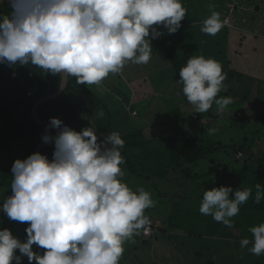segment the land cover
Returning <instances> with one entry per match:
<instances>
[{
  "label": "clouds",
  "instance_id": "9594fccd",
  "mask_svg": "<svg viewBox=\"0 0 264 264\" xmlns=\"http://www.w3.org/2000/svg\"><path fill=\"white\" fill-rule=\"evenodd\" d=\"M10 11L0 14V64L33 66L60 78L59 87L75 78L79 85H100L129 63L146 65L152 58V39L181 28L187 9L182 0H8ZM213 9V5H209ZM224 27L215 10L201 31L216 35ZM151 35V39H149ZM182 93L196 113L213 104L223 113L233 101L219 97L226 90L219 61L191 56L179 71ZM98 116H103L100 112ZM52 129L56 130L51 135ZM218 129L209 128L214 135ZM54 144L52 159L36 152L15 160L12 195L0 212L27 223L22 242L8 229L0 230V264H120L127 242L146 233L151 223L146 210L154 208L152 193L135 191L123 180L125 141L118 131L101 139L89 126L77 132L50 118L42 135ZM234 193V194H233ZM250 198L264 200V184L233 190L204 191L199 212L228 228ZM253 239L240 241L255 255H264V223L251 227ZM142 238H144L142 236ZM152 239V238H151ZM34 246L44 249L41 255ZM17 250L20 255H16Z\"/></svg>",
  "mask_w": 264,
  "mask_h": 264
},
{
  "label": "rangeland",
  "instance_id": "374dc122",
  "mask_svg": "<svg viewBox=\"0 0 264 264\" xmlns=\"http://www.w3.org/2000/svg\"><path fill=\"white\" fill-rule=\"evenodd\" d=\"M182 4L187 9V14L181 24L182 22L188 23L190 26L183 25L174 34H167L163 27L158 28L157 30L163 32L164 35L151 40L153 54L149 63L136 65L129 62L121 73L109 75L100 85H88L92 88V92H87L86 100L93 101L95 105L97 104L98 109L99 106L105 104L106 110L110 113L112 129L121 135L129 131L132 122L136 123L138 118L149 119L156 123L163 118V114L166 117H172L171 115L174 113L178 117L183 116L188 121L184 127L187 133L199 132L198 140L202 142L207 140V138L204 140L203 134L200 133V125H203L205 121L207 131L213 127L218 129L215 137L224 145H231L246 151L251 157V161H254L264 151V84H262L264 75L256 74L259 77L252 75L255 67L252 68L250 61H237V58L233 56L229 63V56L225 53L227 30L225 32V29H221L216 35H207L201 31L203 23L201 25L191 23V20H194L195 16L199 14L198 9L201 10L198 16L205 20L211 15L212 10L219 12L222 16L225 11L230 9L231 5H244V0H182ZM210 4L214 6L213 9L209 8ZM169 37H171L170 43L168 42L167 46L163 47V40ZM149 39H151V35ZM209 42L211 44L214 42V46L213 44L211 46ZM243 44L248 48L246 43ZM163 50L171 52V57L178 56L189 59L197 53L198 56L202 55L205 58L219 61L227 77L223 82L226 90H222L217 98L220 96L232 98L233 102L227 107H231L229 111L233 118H227L226 111H224L222 113L224 117L218 119L221 122H217L215 118H212V113L217 112L215 104V107L213 106L208 112L197 113L200 116L197 118L194 107L184 101L182 94L179 93L178 85L174 86L177 84L175 75L171 66H167L163 62ZM232 70L234 73L230 72ZM250 82H255V84ZM104 85L113 88V95L110 94L111 91L107 92L103 89ZM88 86H83L84 89H82L79 84L70 79L66 96L70 90L77 89L72 92L71 96L78 93L77 97L84 100L86 93L83 90H88ZM131 90L135 93H132ZM78 105L80 106L79 103ZM132 111L138 112L136 120L131 115ZM238 111L239 116L236 114ZM100 112L103 113V111ZM257 113L260 114L259 118H253ZM234 114L238 118H235ZM104 123L107 126L108 119ZM257 129L260 130L253 133ZM207 137L214 139V135L208 134ZM10 143L12 142L9 141ZM229 154L230 157L227 156ZM231 156L232 151L228 149L216 157L223 159L218 162L227 171L230 169L226 163L228 159L231 161ZM141 157L148 158L144 155ZM200 165H202L201 169L210 167L214 172L220 170L216 163L203 162ZM122 169L125 172L123 180L130 188L135 191L137 188L143 187L152 193L156 205L154 208L147 209L146 215L162 219L160 214L163 212L161 209L164 204L167 209L165 213L173 218L174 225L173 230L166 235L157 233L152 239L147 240L142 238L141 234L134 238L135 243L127 242L124 245L125 250L120 264H264V255L255 256L248 251V248L252 247L251 243L246 248L240 246L242 239L248 238L250 241L253 239L250 231H244L245 228L229 229L223 223L215 222L202 214L201 216H192L196 210L189 212V209H193L194 206L200 208V204L196 205L200 199L190 196V191L177 188L176 179L179 178V173H171V175L169 173L168 182L161 184L160 177L153 176L146 169H138L134 175L127 172L124 165H122ZM175 191H178L177 197L180 199L187 197L190 202L177 200V204L171 203V194ZM8 194L9 191H6L2 195L6 197ZM0 206L3 207V202H0ZM180 206L189 208L187 212L190 216L187 219H182L176 214ZM4 222L5 228L2 226L0 230L8 229L9 222ZM142 239L146 241L143 242ZM23 262L28 263L27 257L22 258Z\"/></svg>",
  "mask_w": 264,
  "mask_h": 264
},
{
  "label": "trees",
  "instance_id": "16d2710c",
  "mask_svg": "<svg viewBox=\"0 0 264 264\" xmlns=\"http://www.w3.org/2000/svg\"><path fill=\"white\" fill-rule=\"evenodd\" d=\"M9 11L10 5L0 2V14H7ZM164 56L167 57L176 82H178L180 80L179 71L183 66H186L188 59L178 56L171 57L169 53L164 54ZM230 72L232 73L233 70ZM70 79L72 82L75 81V78ZM59 83V77L44 74L41 69L30 65L10 67L7 64H0V192H2V195L4 192L9 191L6 197L0 195V202L12 195L10 188L12 182L11 168L15 160H23L32 155L35 147L42 141V135L45 134L47 126H41L32 121L30 116L31 107L40 97L55 92L59 87ZM68 84L66 90L56 99L39 105L37 115L40 119L58 118L64 125L79 132L89 126L80 120V116L75 113V108L68 105L66 92L69 89L70 81ZM177 85L180 90L179 93L182 94L184 101L188 103L182 93V84H174L175 87ZM63 106L70 107V114L67 116L63 112ZM230 108L227 107L225 113L227 118L232 119ZM99 111L105 112V110ZM131 113L134 119L138 117V112L132 111ZM212 115V118H215L217 122L220 121L218 120L220 117H224L222 113L215 111ZM259 115L257 113L253 118L258 119ZM171 116L166 117L163 114V118L156 123L149 121V119L142 120L143 118H138L136 123L132 122L130 130L121 135L125 141V147L121 152L126 161L124 167L127 172L134 175L138 169H146L153 176L160 177L161 184L168 182L167 177L169 178L171 173H179V178L176 179L178 182L177 188L190 191V196L200 199L196 202L197 206L201 204L204 191L211 190L213 187L230 186L234 191L252 188L254 197L255 185L257 183L264 184V151L254 161H251V157L246 151L231 145H224L215 137L216 133L214 139H209L205 121L203 125H200V133L203 134L202 138L204 137V140L207 138V140L202 142L198 140V137L200 138L198 131L195 133L186 132L184 127L188 121L183 116L178 117L174 113ZM198 117H200L199 114H197ZM234 117L238 118L235 114ZM101 128L103 127H100V130H103ZM106 129L103 132H109ZM259 130L257 129L253 133ZM50 134L53 135V129ZM9 141L12 143L9 144ZM228 149L232 151L231 161L228 159L226 163V166H229V171L218 162V160L223 159L216 158L219 153ZM46 150L48 149L43 150L44 154L47 153ZM238 154H240L239 157ZM143 155L148 158H142ZM227 156L230 157V154ZM203 162L216 163L220 170L214 172L210 167L201 169L202 165L200 163ZM177 194L178 191L171 194V203L177 204V200L190 202L187 197L180 199ZM188 209L180 206L176 214L181 216L182 219H187L190 216L187 212ZM194 210L196 211L193 212ZM161 211H163L160 214L162 219H160L161 217L155 219L163 221L165 227L159 230V233L166 235L173 230V218L166 215L165 211L167 209L164 204ZM189 212H193L192 216H201L199 208L196 206L189 209ZM207 217L214 221L211 216ZM232 219L234 227L229 229L240 230L245 228L244 231L246 232L251 227L264 223V200L260 204H256L254 199L250 198L245 204L241 205L239 214ZM4 221L9 222L7 227L15 237L22 242L26 240L25 229L29 226L27 223L12 221L6 214L0 212V227L5 228ZM34 251L42 255L45 250L34 246ZM16 255H19L18 250Z\"/></svg>",
  "mask_w": 264,
  "mask_h": 264
},
{
  "label": "crops",
  "instance_id": "0c3cea01",
  "mask_svg": "<svg viewBox=\"0 0 264 264\" xmlns=\"http://www.w3.org/2000/svg\"><path fill=\"white\" fill-rule=\"evenodd\" d=\"M197 11L199 12V14L201 13V10L198 9ZM198 15L195 16L194 20H191V23H193L194 25H201V23H203L204 21ZM221 19L224 21V27L222 29H225V32L227 30L225 53L227 54V56H229V63L230 61H232L231 57L233 56L237 58V61H250L252 62V68L255 67L252 75H255L257 77H259L258 75L260 74L264 75V0H244V5L242 6H236L233 4L231 5L229 10L223 13ZM183 25L190 26V24H184L182 22L181 26ZM170 38L171 37L163 40V47L167 46L168 42L170 43ZM243 43H246L248 48H246ZM209 44H211V42H209ZM212 44L214 46V42ZM165 53L171 54V52L163 50V62L164 64H167V66H170L167 57L164 56ZM196 56H198L197 53ZM233 67L235 68V66ZM74 83L76 82L74 81ZM250 83L253 85L255 84V82ZM262 84H264V81L262 82ZM80 86L82 89H84L83 86L88 85ZM103 87V89L107 92L111 91L110 94L113 95V88H110L107 85H104ZM87 88L88 90H83L86 93L84 100L77 97L78 93H75L74 96H71L73 94L72 92H75V90L77 89L73 91L70 90V93H68V95L66 96L67 100L69 101L68 105H74L73 107L75 108V113L80 116V120L84 121V123H87L88 126L97 129V135L102 139L103 136H107L109 133L116 130L112 129L111 127V118H109L110 113L108 110H106V105L104 104L102 106H99L98 109L97 104L95 105L94 102L89 99L86 100L88 98L87 92H92V88H90L89 86ZM131 91L132 93H135L133 90ZM155 91L157 92V89ZM78 103L80 104V106L78 105ZM99 110H105L102 117L97 115L99 113ZM63 112L66 116L70 114L69 108L67 106H63ZM106 119H108L107 126L104 123ZM100 127H103L101 128L103 130H100ZM105 129L109 132H103ZM42 149L45 150L48 148L44 147ZM49 150L51 152L54 151V146ZM1 193L2 192H0V195ZM3 201L4 200H2V202ZM142 241L145 242L146 240L142 239Z\"/></svg>",
  "mask_w": 264,
  "mask_h": 264
},
{
  "label": "water",
  "instance_id": "95a60500",
  "mask_svg": "<svg viewBox=\"0 0 264 264\" xmlns=\"http://www.w3.org/2000/svg\"><path fill=\"white\" fill-rule=\"evenodd\" d=\"M0 2L9 4L8 0H0ZM67 86H68V84H66L63 88L58 87V89L55 92L46 94L34 102L33 106L31 107V110H30V116H31V119L34 123L41 125V126H48L49 125L50 118L40 119L37 115V107L39 105L43 104L44 102L56 99L58 96H60L66 90ZM55 134H56V130L53 129V135H55ZM53 146H54V144H45L43 141H40L38 143V145L35 147L33 154L36 152L44 154V151H43L44 149H42V148L46 147V148H48V150H46L47 153L44 155H46L49 158V160H51L53 151L51 152L49 149L53 148Z\"/></svg>",
  "mask_w": 264,
  "mask_h": 264
},
{
  "label": "built area",
  "instance_id": "2783aa9c",
  "mask_svg": "<svg viewBox=\"0 0 264 264\" xmlns=\"http://www.w3.org/2000/svg\"><path fill=\"white\" fill-rule=\"evenodd\" d=\"M237 116H239V112L236 113ZM238 157L240 154L237 155ZM151 223L148 226V231L146 233L142 232V236L146 239H151L153 236L157 233H159V230L164 229L163 221L160 219H155L154 217H150Z\"/></svg>",
  "mask_w": 264,
  "mask_h": 264
}]
</instances>
